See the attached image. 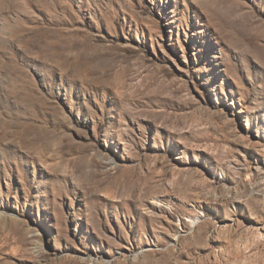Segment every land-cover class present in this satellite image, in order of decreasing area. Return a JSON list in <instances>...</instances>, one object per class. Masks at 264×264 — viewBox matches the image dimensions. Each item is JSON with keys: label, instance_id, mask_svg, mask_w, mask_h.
Masks as SVG:
<instances>
[{"label": "rangeland", "instance_id": "1", "mask_svg": "<svg viewBox=\"0 0 264 264\" xmlns=\"http://www.w3.org/2000/svg\"><path fill=\"white\" fill-rule=\"evenodd\" d=\"M0 264H264V0H0Z\"/></svg>", "mask_w": 264, "mask_h": 264}, {"label": "bare ground", "instance_id": "2", "mask_svg": "<svg viewBox=\"0 0 264 264\" xmlns=\"http://www.w3.org/2000/svg\"><path fill=\"white\" fill-rule=\"evenodd\" d=\"M191 223H192L193 226H196V224H197L196 220H192Z\"/></svg>", "mask_w": 264, "mask_h": 264}]
</instances>
